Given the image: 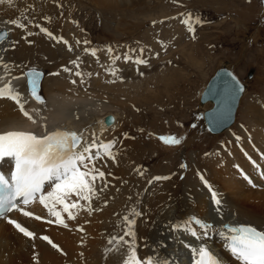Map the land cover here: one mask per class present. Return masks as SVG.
Masks as SVG:
<instances>
[{
    "label": "bare ground",
    "instance_id": "bare-ground-1",
    "mask_svg": "<svg viewBox=\"0 0 264 264\" xmlns=\"http://www.w3.org/2000/svg\"><path fill=\"white\" fill-rule=\"evenodd\" d=\"M73 1L14 0V5L11 7L7 4L0 5V31L10 32L5 42L0 44V57H3L10 64L20 65L26 71L30 68V64L24 66L22 63L28 62L30 54L36 50L43 57L41 60L44 64L56 71V68L60 69L64 63L75 60H67V52L62 50V47L68 48L70 45L72 51L67 49L70 56H75L76 59L79 57L82 61L86 47L82 42L87 40L86 36L81 35L84 29H72L76 25L75 22L69 23L67 28H60L61 24H58L63 23L60 14L68 11ZM89 1L94 7L103 11L126 9L130 12V10L136 9L151 0ZM53 10L58 13L56 18L58 25L52 26L56 32L48 28L49 25L54 24ZM26 17L31 18V26L26 27L25 30H17L14 25L6 23L17 18L22 21ZM46 17L53 22H48ZM183 18L172 20L168 30L171 27L183 26L181 23ZM36 25L47 28L57 37H63V40L68 43L65 44L61 41L64 45L60 46L56 52L55 47L43 40L49 38L38 32ZM130 26L133 27V24L128 25L129 28ZM117 30L122 29L118 27ZM72 32L74 33L73 36L71 35ZM28 33H32V35H28ZM77 41H81V43L77 45ZM87 41L90 42L88 44L91 46L88 47L89 49L95 48L90 40ZM13 42L15 43L13 44ZM52 43L55 46V40H52ZM15 46H17V52L14 53V57L18 55L20 60L10 55V48ZM107 48L110 47H105V49ZM5 49L7 50L5 51ZM112 49L114 50L113 54L120 55L118 47L115 46ZM98 53L100 54H97L99 57V61H96L97 67L95 64H90L89 61L83 66L80 64L79 69H77L85 74L83 83L80 82L79 77L69 73H62L63 77L59 79L58 84L56 75L50 79L47 78L45 84L43 83L44 94L42 92L40 94L41 89L39 88V95H45V98L42 96L45 104L42 106L30 101L26 105L28 109H39L44 118L36 125L23 117L14 103L7 100L0 101V131L17 128L43 132L40 123H44L48 130L58 127L62 130H73L79 133L87 129L89 140H91L90 134L95 132L100 140L107 142L115 138V134L121 126V114L118 111H122L124 105L140 103L141 97V103L149 102L153 105L154 99L158 98L161 93L172 94V90L177 87L176 84L185 79L186 74L182 73V70L179 71L174 68L172 71L155 72L151 77L146 76L144 79L129 78L128 80H121L119 71L116 76L119 77L114 79L116 77L110 75L103 64L100 66L104 62L103 59L108 58L106 52L102 49ZM185 53L186 51L183 50L182 55L185 56L183 57L186 65L188 67L193 65L200 69L201 66L197 64L198 61L195 60L197 58L192 50L190 54ZM64 56L67 58L65 59ZM89 56L96 59V57L88 54ZM132 56L134 59L137 57ZM108 62L109 68L110 61ZM122 62L123 56H121V60L116 62V68ZM96 68L98 70L91 73L92 75L89 77L87 74L90 73V70ZM74 70L73 72H75ZM20 72L21 69H15L12 75L19 76ZM44 73H46L45 70ZM134 73L135 70L131 72L132 75ZM93 74H97L96 77ZM92 77L95 81H91L90 78ZM44 78L45 75L42 81ZM73 79L77 81L76 84L71 83ZM144 80L147 81L146 84ZM42 81L40 87H42ZM13 83L27 94L25 80H15ZM151 87H154L153 91L150 90ZM246 88L242 95L246 94ZM143 91L147 93L145 94L146 97L141 96L139 99ZM116 98L120 100L116 101ZM206 105L212 106V103L206 102L200 104V107ZM246 110L248 111L247 114H250L249 124H238L233 128L229 126L222 130V132H226L223 142L218 144L209 155L203 154L202 159L196 161L195 167L190 169L196 173V177L192 183L186 185L179 180V177L174 182L170 179L155 180L152 183L138 182V180L145 182L148 179L144 173L139 179L142 172L138 169L141 165L138 156L145 155V151L138 145L135 147L129 140L123 143L125 139L119 138L114 149L117 153L115 162L112 160L97 162V166L106 173L105 180L108 187L103 192L98 193V199H93L92 206L96 210L89 215L86 208L80 209L76 218L69 220L67 213L63 212L62 206L58 205L57 210L61 212L68 224L67 228L56 224L55 217L49 216L47 209L39 202L37 205L34 204L29 211L33 214L32 217L17 216V214L14 216L12 214L9 219L16 220L34 232L35 239L24 237L11 224L0 219V264H99L101 261H109L110 258L115 261L121 258V262L118 264H124L126 249L121 248L119 251L106 253V249L113 247L108 244V240L113 236L122 234L124 227L122 218L132 210L128 205L137 201L139 203L140 199L141 202L138 206H140L142 216L137 218L135 231L140 245L138 254L141 258L152 254L150 248L144 247V243L147 242L150 246L164 245L161 255L174 257L177 264H190L188 251L183 245L184 243H192L193 238L179 232L173 233L167 226L172 223H182L191 217L213 223L217 229H222L225 223L236 225L242 222L252 223V226H257L264 231V101L258 103L250 99L247 102ZM106 113H114L118 118L114 126L108 129H105L100 122L101 117ZM108 173L111 175H107ZM102 186L103 183L98 181L97 187ZM208 186L218 194V198L223 204L221 206L223 214L221 216L223 217L214 210L216 206L212 203L211 196L208 195ZM137 197L139 200H136ZM75 199V197L72 198V200ZM80 203L87 204L85 201H80ZM70 211L75 214L77 209H70ZM35 216H40L41 219L36 220ZM49 220L53 222L49 223ZM41 236H48L58 246L59 251L40 239ZM218 238L213 232L211 239L207 241L208 246L219 254L222 264H237V261L223 249L222 242ZM112 253H116L115 256H111Z\"/></svg>",
    "mask_w": 264,
    "mask_h": 264
},
{
    "label": "rangeland",
    "instance_id": "rangeland-1",
    "mask_svg": "<svg viewBox=\"0 0 264 264\" xmlns=\"http://www.w3.org/2000/svg\"><path fill=\"white\" fill-rule=\"evenodd\" d=\"M74 1L68 11L60 14L63 22L58 23L62 26H59L60 28H67L69 23L75 22L76 25L72 29L83 28L84 31L80 34L86 36L95 48L104 50L107 46L110 48L116 46L119 48L120 56L130 53L131 49L137 50L131 55L140 56L139 49H144L141 58L146 59L148 64L135 65L131 61L128 63L123 61L118 66L121 80L144 79L146 76L151 77L155 72L172 71L173 68L182 70L181 72L186 74L185 79L176 84L177 87L172 90V94H167L163 90L165 93H161L154 99L153 105L149 102L141 103V96L146 97L145 94H147L144 91L139 96L140 103L124 105L123 110L118 111L121 114V129H118L114 139L116 141L119 138L125 139L123 143L129 140L135 147L138 145L145 151V155L138 156L141 160L138 169L148 176V179L145 182L140 180L138 182L152 183L155 177H169L170 181L174 182L179 177L185 185L192 183L196 173L190 169L195 167L196 161L202 159L203 154L209 155L213 152L215 147L223 142L226 133L221 131L210 134L201 118L202 111L210 108L211 105L201 108L199 97L213 72L226 64L233 67L240 80L247 84V92L239 100L235 123L233 121L234 124L230 128L238 124H249L250 114H247L246 110L248 100L252 99L258 103L264 101V0H146L148 2L130 12L126 9L103 11L94 7L89 0ZM55 10H53L54 24L48 26L54 32L56 30L52 26L58 25L56 22L58 13ZM188 13L202 20L201 25L195 26V38L184 25L171 27L168 30L172 20L183 18ZM30 21L29 17L22 20L27 28L31 26ZM131 24L133 27L129 28L128 25ZM118 27L122 30L118 31ZM36 29L40 32L38 27ZM17 30L21 29L17 28ZM71 35L73 36L74 33L72 32ZM43 40L55 47V51L64 45L55 40L54 46L51 39ZM86 47L91 46L86 45ZM67 49L62 47L68 57L64 56V58L76 59L75 56H70ZM183 50L186 51L185 54H190L192 50L197 58L195 59L198 61L197 64L201 66L200 69L193 65L192 67L186 65L185 56L182 55ZM15 52H17V46L11 47L10 55L20 60L18 55L14 57ZM84 55L82 61L81 59L79 61V63L82 62L81 66L90 61V64H95L97 67V58L88 57L86 53ZM41 59L43 57L35 50L30 54L28 62L22 63L24 66L30 64V68L45 70L40 94L41 92L44 94L43 83L55 77L48 75L49 73L59 72V75H56L58 84L59 79L66 74L62 68L77 70L69 61L61 65L60 69L56 68V71H53ZM103 61L100 66L103 64L107 69L110 60L106 57ZM96 70L98 68L91 69L90 73ZM133 70L136 73L133 74L134 76L131 74ZM249 73L251 77H248ZM93 75L96 77L97 74ZM92 78H90L91 81H95ZM92 86L95 87V85ZM153 89L154 87L150 90L153 91ZM119 100L116 98V101ZM161 136H175L181 140V143L178 146H165L159 139ZM181 165L187 167L183 168ZM142 175L140 174L139 179ZM161 180L164 181V179ZM141 187L144 188V186ZM208 195L211 196V193L208 192ZM139 203L138 201L130 203L128 207L140 212ZM218 215H223L222 211ZM248 224L252 225V223ZM115 254L112 253L111 256ZM106 262L118 264L121 258L117 261L110 258L109 261H101L99 264Z\"/></svg>",
    "mask_w": 264,
    "mask_h": 264
},
{
    "label": "snow or ice",
    "instance_id": "snow-or-ice-1",
    "mask_svg": "<svg viewBox=\"0 0 264 264\" xmlns=\"http://www.w3.org/2000/svg\"><path fill=\"white\" fill-rule=\"evenodd\" d=\"M5 4L11 7L14 5V0H0V5ZM45 19L51 22L50 18L46 17ZM6 23L21 30L26 28L21 19L18 18ZM181 23L195 38V26L201 25L202 20L199 17L194 18L191 13H188L181 20ZM36 27L49 39L68 43L63 40V37L53 35L47 28L39 25ZM9 35L10 32L8 31H0V44H3ZM28 35H32V33H28ZM76 43L79 45L81 41ZM82 43L88 45L90 42L85 40ZM68 50L72 51L70 45ZM100 51L97 48H84V52L96 57L97 61H99L97 53ZM103 51L106 52L110 60V67L106 71L116 77L120 69L114 66L117 61L121 60V56L114 55L112 48ZM136 51V49H131L130 53ZM130 53L123 55L125 63L131 61L135 65L146 66L148 64L146 59L141 58L144 53L143 48L139 49L140 56L135 59ZM79 61L80 58L77 57L70 63L79 69ZM18 68L21 69L20 75H12V72ZM62 70L79 77L81 83L84 82L85 74L82 71L73 72L68 67H64ZM48 75L55 76L59 73L54 72ZM87 75L90 77L92 74L88 73ZM43 76L44 73L37 68L33 67L25 71L20 65L10 64L3 57H0V101L7 100L14 103L22 116L26 117L33 125L38 124L44 118L39 109H28L26 105L30 101L42 106L45 104L44 98L39 95ZM15 80L26 81L27 94L21 91L19 86L14 85L13 81ZM71 83L76 84L77 81L73 79ZM240 90L242 91V89ZM110 126L111 121L105 125V128ZM40 127L43 129L42 134L17 128L0 131V218L7 219L9 224L29 239H35V233L16 220L8 219L9 213L15 210L22 212L25 217H32L33 214L24 211L21 206H28L38 201L47 209L49 216L55 217L56 224L67 228L68 224L61 212L57 210V206H62L63 212L67 213L69 220H74L80 209L86 208L91 215L96 210L92 206L93 199H98V193L103 192L108 187L105 180L106 173L97 166V162L105 160L115 162L117 155L114 151L117 144L115 139L104 142L95 132H92L90 134L91 140H89L87 129L78 133L60 129L49 131L44 123H40ZM159 139L165 146H178L181 143V140L175 136H161ZM5 166H7V171H5ZM181 167L186 168L187 166L181 165ZM107 175H111V173ZM154 179H169V177H155ZM98 181L103 183L102 187H97ZM208 187L211 193V201L219 214L222 202L218 198V194L210 186ZM72 197L76 199L69 203L68 201ZM80 201H85L87 204H81ZM70 209H77V212L74 214ZM140 216H142L141 212L132 209L128 215L122 218L124 225L122 234L109 238L108 244L113 247L106 249V253L119 251L121 248L126 249L124 264H177L174 257L161 255V250L164 247L161 244L150 246L145 242L144 247L150 248L152 254L144 258L139 256L140 245L137 241L135 225ZM34 218L36 220L41 219L40 216ZM48 222L52 223L53 221L49 220ZM167 227L173 233L179 232L193 238L192 243H184L183 245L188 251L190 264H222L220 258L207 244L213 232L222 241L223 249L237 261V264H264V231L258 230L252 225L225 223L222 229H217L213 223L191 217L182 223H172ZM40 239L59 251L58 246L48 236H41Z\"/></svg>",
    "mask_w": 264,
    "mask_h": 264
},
{
    "label": "water",
    "instance_id": "water-1",
    "mask_svg": "<svg viewBox=\"0 0 264 264\" xmlns=\"http://www.w3.org/2000/svg\"><path fill=\"white\" fill-rule=\"evenodd\" d=\"M244 90L245 85L226 65L216 69L209 77L200 94L199 103H212V106L202 113L203 122L212 134L221 132L233 124ZM117 119L114 113H106L101 117L100 122L105 128L109 121L113 126Z\"/></svg>",
    "mask_w": 264,
    "mask_h": 264
}]
</instances>
